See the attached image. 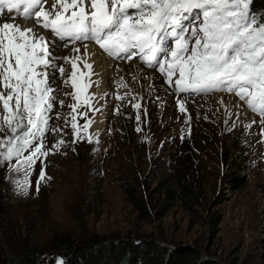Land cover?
<instances>
[{"label": "rangeland", "instance_id": "374dc122", "mask_svg": "<svg viewBox=\"0 0 264 264\" xmlns=\"http://www.w3.org/2000/svg\"><path fill=\"white\" fill-rule=\"evenodd\" d=\"M53 60L49 127L60 131L45 133L51 153L28 176L14 171L15 157L0 163V264H20L25 251L66 264L71 254L53 245L64 235L83 247L95 238L93 254L103 264H113L123 247L148 251L151 245L166 257L196 250L193 264H264V124L231 96L175 93L137 61L156 80L120 79L127 63L113 61L97 100L85 87L88 71L74 88L73 71L61 75V59ZM221 95L239 106L236 115L220 107ZM245 110L249 116L239 120ZM99 115L100 134L94 128ZM73 116L81 137L75 143ZM185 132L195 145L182 138ZM60 140L65 143L53 148ZM42 169L46 177L37 190ZM227 173L246 177V184L233 190ZM170 190L174 198L165 203Z\"/></svg>", "mask_w": 264, "mask_h": 264}, {"label": "snow or ice", "instance_id": "6c2138e0", "mask_svg": "<svg viewBox=\"0 0 264 264\" xmlns=\"http://www.w3.org/2000/svg\"><path fill=\"white\" fill-rule=\"evenodd\" d=\"M47 2L0 0V17L16 14L0 23V132L10 133L0 140V163L15 157L14 171L28 176L33 164L51 153L45 133L60 131L49 127L55 97L47 69L57 67L53 59L72 64L74 88L77 61L88 69L89 77L94 74L92 65L79 55L53 57L51 42L37 33V27L64 42V47L69 41L81 42L85 57L84 41L95 42L109 57H139L166 77L164 82L177 93H233L264 118V14L257 19L251 13L252 0H53L51 10L45 8ZM17 18L33 23H17ZM73 51L79 53L80 48ZM58 71L63 75L65 69ZM85 87H91L90 79ZM90 102L85 97V103ZM178 106L186 111L183 101L178 100ZM70 107L75 111L76 105ZM91 123L88 120L82 128ZM71 127L75 143L81 138L75 116ZM64 143L60 140L52 147L59 149ZM45 177L42 169L37 190ZM27 185V181L20 185L21 190L26 192Z\"/></svg>", "mask_w": 264, "mask_h": 264}, {"label": "trees", "instance_id": "16d2710c", "mask_svg": "<svg viewBox=\"0 0 264 264\" xmlns=\"http://www.w3.org/2000/svg\"><path fill=\"white\" fill-rule=\"evenodd\" d=\"M252 9L254 13L257 14L259 19L260 16L264 14V0H253ZM212 119L214 120L215 124H218L214 117ZM0 134V140H3L7 135H10L7 130H5V132H0ZM182 138H186L187 141H190L195 145V142H193L191 138L188 139L186 132ZM186 144H188V142H186ZM227 178V181L229 184H231L233 190L240 189L247 182L246 177H242L236 173H227ZM183 186L187 187L185 183H183ZM127 192L130 195L131 202H135L133 194L128 187ZM171 194L172 191H168V194L165 198V203L169 199L174 198L171 196ZM92 240L95 242L92 246L83 247L79 245L74 239H70L68 235H64L60 238H54L53 245L55 246V244H58V248L63 247L67 254H71L70 257H68L66 264H103L99 261V258H96L93 254L94 250H96L95 245L99 241H96L95 238H92ZM39 255V252L35 253L25 251L23 254L18 256V261L20 264H50L46 262L44 258L39 257ZM115 255L113 264H193L197 255V251L191 250L189 248H183L177 250L175 255L171 254L170 256L166 257L165 251L158 248L157 246L151 245L148 251H143L138 248L131 249L129 247H123V249H121L119 253H116ZM51 263L54 264L55 260L53 259Z\"/></svg>", "mask_w": 264, "mask_h": 264}, {"label": "bare ground", "instance_id": "6f19581e", "mask_svg": "<svg viewBox=\"0 0 264 264\" xmlns=\"http://www.w3.org/2000/svg\"><path fill=\"white\" fill-rule=\"evenodd\" d=\"M4 20L5 19H0V23L4 22ZM17 23H29L30 25L32 24V22L24 21L21 19H17ZM36 31H37V33L44 35L48 39L46 32L39 30L38 28H36ZM87 45H88L87 57L84 56V49H83L82 45L75 47V48H77V47L80 48L79 53H76L67 47L53 46L51 43H50V50L52 51L53 54L56 50H58L55 55L61 54L62 57L67 56L69 58H74L75 56L79 55L82 57V60L86 59L87 63L92 65L91 71H92V73H94L90 77H89V75L87 76V81L89 79L91 81V87H87V89H89V91L92 93V96L94 97V99L100 100L104 96L103 95L104 91L103 90L100 91L99 89H102L103 85L106 82H108L109 78L111 77L110 75H112L114 73V71H109V70H111L112 66H116V64L114 62H116V63H121V62L115 61L114 59L105 55L104 53L102 54V52L99 49H97L95 46H92L91 44H87ZM60 61H61L63 68L65 69V71H67V72L68 71H74L71 63H66L63 59H61ZM52 62L54 63L56 61L53 60ZM76 65H77L76 69H75V71H76V82L78 79H81L83 76L85 78L84 81H86V75H87L86 71H88V69H86L83 66L82 61H77ZM120 66L122 67L118 71L120 79H121V77H124V78L130 79V80H134V79L142 80L141 76L143 74L145 75V77L147 79H151L153 81L156 80V78H157V76H154V74L147 73L145 70H142L137 65V62H132L130 64H121ZM116 69H118V68H116ZM47 71L49 73V85H54L55 83L53 84L51 82V79H53L52 75L55 73L54 68L47 69ZM126 72L132 73V74L127 75ZM78 77H80V78H78ZM78 82H79V80H78ZM107 85L109 86V84H107ZM96 88H97V90H96ZM224 96H226V95H224ZM218 98L220 99V102H219L220 107L223 110H226V111L229 110L232 115H236V112L239 110V106L236 103H234V101H231V99L229 100L228 98L223 97L222 95L219 96ZM248 116H249V114L245 110L239 116V120L245 119ZM94 123H95V125H94L95 131H96V133H99L101 130L100 127L102 125V115H99L97 117V119L94 121Z\"/></svg>", "mask_w": 264, "mask_h": 264}]
</instances>
